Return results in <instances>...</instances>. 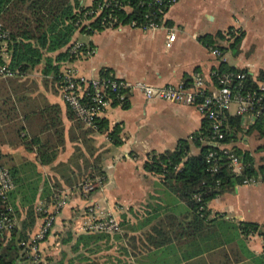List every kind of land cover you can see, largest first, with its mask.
Listing matches in <instances>:
<instances>
[{
	"label": "crops",
	"instance_id": "obj_1",
	"mask_svg": "<svg viewBox=\"0 0 264 264\" xmlns=\"http://www.w3.org/2000/svg\"><path fill=\"white\" fill-rule=\"evenodd\" d=\"M70 1L90 8L94 0ZM163 25L155 31L121 25L92 34L78 29L64 49L77 42L91 54L56 63L59 73L71 66L91 78L107 69L119 79L154 88L191 85L200 77L213 91L211 72L222 65L225 71H244L255 83L264 82V0H177L164 13ZM169 29L175 30V39L166 48ZM80 33L86 34L85 42H78ZM236 37L237 46L230 47ZM212 48L223 49V59L212 55ZM43 68L40 63L23 75L0 77V167L14 173L10 203L17 224L26 219L30 205L34 212L40 204L51 212L46 199L54 193L66 203L55 212L52 228L39 245L41 264H255L252 258L262 254L264 239L244 235L237 226H264V183L235 184L208 203L207 221L212 222L193 231L187 204L161 176L144 169L148 156L173 151L179 141L188 144V156L200 153L204 144L195 143L194 137L204 133V120L194 107L134 92L125 104L100 117L105 129L89 128L67 109L58 81L43 75ZM228 114L236 117V105ZM259 122L240 124L229 142L255 168L264 166ZM113 129L119 131L118 146L108 136ZM233 129L229 125V132ZM95 159L103 183L85 196L79 178ZM93 208L114 215L120 233L85 232ZM42 220L36 217L27 230L29 238Z\"/></svg>",
	"mask_w": 264,
	"mask_h": 264
},
{
	"label": "built area",
	"instance_id": "obj_2",
	"mask_svg": "<svg viewBox=\"0 0 264 264\" xmlns=\"http://www.w3.org/2000/svg\"><path fill=\"white\" fill-rule=\"evenodd\" d=\"M177 0H153L155 10L144 16V21L138 22L131 19L123 24L116 12L126 11L130 8L117 0H102L95 7H90L76 21L77 27L89 30V23L100 17L102 28H116L127 25L132 29L141 31H155L164 28L163 15L166 10L174 5ZM175 39V30L169 29L165 46L169 48ZM9 33L0 24V77L13 75L6 68L8 62L7 42ZM69 61L88 56L91 51L80 43H74L69 48ZM212 55L222 58V52L218 48L211 49ZM211 78L216 81L215 90H210L200 77H195L191 85L183 83L170 84L162 88L153 86L142 81H128L115 77L109 70L101 69L98 73L86 78L80 75L74 67H68L59 75V86L62 99L76 120L89 128H96L98 118L113 106H122L134 92L141 93L146 99H158L169 104L185 105L194 107L209 126V135L201 138L204 145L212 146L206 161L226 159L228 166L235 176H239L243 170V164L230 144L225 141L229 131L228 119L229 108L236 105V116L240 117L241 126H247L248 119L257 121L264 118V82L256 83L255 89L246 86L247 74L240 71L220 72L218 69L211 72ZM217 166L213 165L210 171L215 172ZM102 177L85 179L79 184L80 192L87 196L90 192L100 187ZM264 183V176L244 177L240 185L255 186ZM10 172L7 168L0 167V201L5 205V211L0 213V237L8 236L12 229L17 226L13 210L9 205V194L14 190ZM52 211H47V206L40 204L38 213H43L42 224L38 231L26 242L20 245L26 249L29 264H39L41 256L39 245L46 238L55 221V212L65 206V199L54 196ZM90 218L84 224L83 230L92 234H118L121 231L119 220L112 214L101 215L96 209H89Z\"/></svg>",
	"mask_w": 264,
	"mask_h": 264
},
{
	"label": "trees",
	"instance_id": "obj_3",
	"mask_svg": "<svg viewBox=\"0 0 264 264\" xmlns=\"http://www.w3.org/2000/svg\"><path fill=\"white\" fill-rule=\"evenodd\" d=\"M101 1L94 0L91 7H95ZM117 1L130 8L129 12L122 10L116 12L123 24L131 19L142 22L146 14L155 10L153 0ZM89 9L80 7L77 1L71 3L70 0H0V23L2 28L9 33V41L7 42L9 56L6 65L8 71L12 74L23 75L43 63V75H52L59 81L60 73L56 63L69 59V48H64L71 42L75 32L81 29V32L92 34L102 28L100 17L89 23V30L76 26V21ZM219 36L221 37V34ZM239 39L240 37H236L230 47L237 46ZM62 49L64 50L62 51ZM219 50L223 51V49ZM58 51L59 53L55 57L48 56V54ZM218 71L225 72L222 65ZM226 71L240 70L227 69ZM212 81L216 84L214 79ZM246 86L249 89L256 88V83L248 74ZM263 119H258L260 122L256 127L260 135L264 134ZM240 122L238 116L228 119V125L234 129L226 133V142L229 143L230 140L235 138V134L239 131ZM95 127L101 130L105 129L106 125L102 119L98 118ZM203 131V134L194 137L195 143L198 144L201 138L209 135V126L205 120ZM108 136L112 145L118 146L121 144L118 129H113ZM214 150L215 148L212 146L204 145L197 156H188V144L185 141H179L173 151L158 155L152 153L144 163V169L147 172L161 176L162 180L169 184V187L178 198L187 204L192 216L189 227L193 231L200 230L201 227H206L207 224L212 222L207 221L209 214L207 205L210 201L230 191L235 184L240 185L244 177L264 176V166L255 168L247 154L241 157L238 150H234V152L240 156L243 164V170L239 176L234 175L226 159H215L207 162L208 153ZM98 162L99 159H95L93 165L85 167L86 170H89L83 173L82 178H79L78 188L79 184L85 179L97 176L103 178V172L96 166ZM213 165L217 166L215 172L210 171ZM9 172L13 183H15L14 173ZM12 193L9 194L8 203L15 217V210L10 203ZM54 196L59 197V194L54 193L46 200L54 203ZM4 209L5 205L0 201V213L4 212ZM26 214V219L20 225L18 223L8 236L0 237V264L30 263L31 260L27 251L20 243L29 239L27 230L34 225L37 216L43 217L44 214L34 212L32 205L28 207ZM237 230H242L244 235L249 233L259 234L264 239V226L258 224L240 223ZM252 260L255 264H264V250L262 254L254 256Z\"/></svg>",
	"mask_w": 264,
	"mask_h": 264
},
{
	"label": "rangeland",
	"instance_id": "obj_4",
	"mask_svg": "<svg viewBox=\"0 0 264 264\" xmlns=\"http://www.w3.org/2000/svg\"><path fill=\"white\" fill-rule=\"evenodd\" d=\"M83 2L86 3L87 0H83ZM77 39H78V42H85L86 39H87L86 34H84V33H80V34L78 35V38H77Z\"/></svg>",
	"mask_w": 264,
	"mask_h": 264
}]
</instances>
